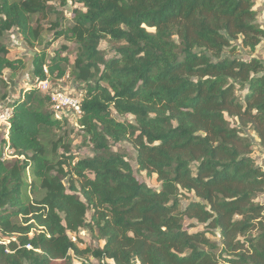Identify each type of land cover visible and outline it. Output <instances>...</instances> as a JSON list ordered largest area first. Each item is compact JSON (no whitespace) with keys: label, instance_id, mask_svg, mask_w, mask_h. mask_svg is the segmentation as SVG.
<instances>
[{"label":"trees","instance_id":"obj_1","mask_svg":"<svg viewBox=\"0 0 264 264\" xmlns=\"http://www.w3.org/2000/svg\"><path fill=\"white\" fill-rule=\"evenodd\" d=\"M50 1L0 0V36L41 48L7 103L24 159L0 148V264H264V169L249 135L264 147V60L243 58L264 42L255 1L78 0L46 43ZM61 39L75 49L70 72L68 46L48 55ZM9 54L0 44L1 77L26 68ZM66 76L83 93L77 124L93 155L82 159L36 84ZM43 130L64 134L49 152ZM126 142L159 189L139 180ZM28 168L44 195L26 201ZM84 230L104 245L80 248L70 236Z\"/></svg>","mask_w":264,"mask_h":264},{"label":"rangeland","instance_id":"obj_2","mask_svg":"<svg viewBox=\"0 0 264 264\" xmlns=\"http://www.w3.org/2000/svg\"><path fill=\"white\" fill-rule=\"evenodd\" d=\"M17 1V0H12ZM78 0H51L49 5L53 7L56 13H54L48 21L43 22L46 32H45V40L46 43L51 42L54 38V33L51 30V23H55L56 21H60L61 25L71 26L73 11L75 9H82L83 7ZM255 1V9L258 13V22L264 26V0H254ZM37 17L33 18V22H35ZM0 44L5 45L9 48L10 54L9 58H22L26 64V68L20 71L16 76H13L10 71H5L3 76H0V113L2 111V107L7 105L8 102L18 99L20 90L24 87H28L32 77V62L34 55L41 50V48L37 47L36 49H31L27 46V44L22 40L21 36L17 31H11L10 33H6L0 36ZM62 45H66L69 47V50L63 54V56L68 55L70 59V66L67 68L69 72L72 70V63L76 57L75 49L73 45L66 44L64 40H58L52 43L48 47V55L49 57L54 56L55 51L60 48ZM102 50L106 52L108 57H112L115 53V45L109 42H103L101 47ZM243 58L247 59L249 57H256L261 60H264V42L257 48L255 53L243 54ZM62 89L73 93L76 90L77 83L74 79H66L65 82L61 85ZM7 95V100H3L2 96ZM10 100V101H9ZM116 117L118 115L116 114ZM119 119L121 117H118ZM122 120H129L130 122H134V118L122 117ZM64 134L56 131L43 130V136L41 139L42 144L46 147L49 152L52 149V145L55 141H57ZM252 141L255 144L253 148L252 156L257 160L259 166L264 169V147L259 145V140L253 133L249 134ZM65 141L70 143L72 153L77 155L79 159L84 157L92 156L93 153L91 148L86 143L84 138V132L78 127L77 121L75 119L71 120L66 128ZM0 135V148L3 151V143ZM123 147L126 148L127 153H129L133 168L136 172L139 180L147 183L150 187L159 189L160 184L157 180V175H148L146 172H138V166L134 162V158L136 157V151L133 146L126 142L123 144ZM5 151V147H4ZM10 161V160H6ZM25 185L23 189V199L29 201L31 199H39L44 195V192L39 187V182L35 180L32 174V169L28 168L25 174ZM262 200L264 201V195L262 196ZM188 202L184 200V204L186 205ZM77 237V245L85 249L87 247H97L98 245L103 246V242H99L95 235L89 232L88 230L81 231L76 235ZM92 263L98 264L97 260L91 259ZM75 264H80L76 262ZM107 264H114L113 262H108Z\"/></svg>","mask_w":264,"mask_h":264},{"label":"built area","instance_id":"obj_3","mask_svg":"<svg viewBox=\"0 0 264 264\" xmlns=\"http://www.w3.org/2000/svg\"><path fill=\"white\" fill-rule=\"evenodd\" d=\"M47 72V70L45 69ZM66 76L57 82V86L51 81L50 78L41 80L37 79L36 84L40 89V92L47 95L50 98L52 104V111L54 116L58 120L68 118L70 121L80 117L81 98L83 93L75 90L73 93L62 89L61 85L68 79ZM10 101V100H9ZM14 115V109L10 105H4L0 113V135L3 143V160H23L24 157H19L10 145V130H11V119ZM5 147V151H4ZM28 170V169H27ZM72 241L77 244L76 235L70 236ZM5 244V242H0Z\"/></svg>","mask_w":264,"mask_h":264}]
</instances>
